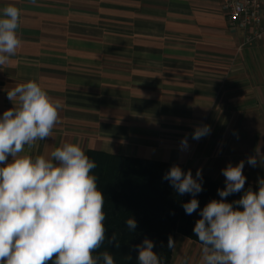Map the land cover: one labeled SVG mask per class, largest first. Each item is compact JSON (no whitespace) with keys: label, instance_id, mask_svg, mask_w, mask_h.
Wrapping results in <instances>:
<instances>
[{"label":"crops","instance_id":"crops-1","mask_svg":"<svg viewBox=\"0 0 264 264\" xmlns=\"http://www.w3.org/2000/svg\"><path fill=\"white\" fill-rule=\"evenodd\" d=\"M222 0H0L20 9L21 46L0 66L7 92L35 80L62 104L52 136L33 157L63 143L110 154L221 170L245 161L246 183L264 178V35L240 48ZM211 133L192 139L197 127ZM187 137L189 147L181 150ZM256 157V166L247 163ZM11 160V157H9ZM170 264H202V244L174 237Z\"/></svg>","mask_w":264,"mask_h":264},{"label":"clouds","instance_id":"clouds-1","mask_svg":"<svg viewBox=\"0 0 264 264\" xmlns=\"http://www.w3.org/2000/svg\"><path fill=\"white\" fill-rule=\"evenodd\" d=\"M19 22L18 7L8 5L0 12V66L8 64L21 46ZM7 98L18 103L0 116V264H115L108 251L94 255L106 238L120 247L115 232L110 238L106 235L105 197L98 177L91 174L95 161L69 142L47 158L25 153V146L31 148L52 136L61 102L35 80L10 89ZM210 133L208 125L197 127L192 139ZM180 145L181 150L189 147L187 137ZM247 163L256 166V157H248ZM244 166L241 160L222 169L225 187L217 190L221 199L209 201L200 210L193 233L202 244V264H264V178L258 179V190L249 188L239 200L226 202L228 196L244 190ZM163 179L179 195H192L183 204L187 215L197 211L202 169L194 178L190 169L184 172L173 165ZM125 225L134 232L137 221L130 216ZM175 245L169 236L168 248L175 250ZM154 246L148 238L133 246L138 264H162ZM180 264H189L188 258L182 257Z\"/></svg>","mask_w":264,"mask_h":264},{"label":"trees","instance_id":"trees-1","mask_svg":"<svg viewBox=\"0 0 264 264\" xmlns=\"http://www.w3.org/2000/svg\"><path fill=\"white\" fill-rule=\"evenodd\" d=\"M86 154L97 165L91 174L98 177V188L105 197L106 235L110 238L112 232H115L116 243L120 245L117 248L114 244H109L106 238L94 255L108 251L113 256L115 264H138V251L134 250L133 246L141 244L148 238L154 242L153 250L160 255L162 264H170L172 250L168 248L169 236L174 239L176 234H181L199 242L193 228L200 219V210L209 201L221 199L217 190L223 189L225 182L213 180L202 174L203 191L195 197L199 201V208L193 214L187 215L183 204L190 201L192 195H179L163 176L173 165H178L184 172L190 169L195 178L197 170L194 168L94 149H88ZM249 188L256 191L258 184L245 183L244 190L228 196L226 202L239 200L243 192ZM130 216L137 221L134 232L125 225ZM128 256H131V259H127Z\"/></svg>","mask_w":264,"mask_h":264},{"label":"built area","instance_id":"built-area-1","mask_svg":"<svg viewBox=\"0 0 264 264\" xmlns=\"http://www.w3.org/2000/svg\"><path fill=\"white\" fill-rule=\"evenodd\" d=\"M221 8L229 24L243 32L240 48L264 35V0H222Z\"/></svg>","mask_w":264,"mask_h":264}]
</instances>
